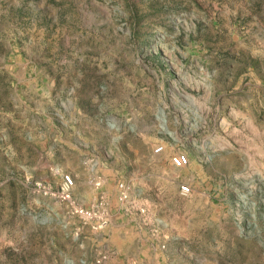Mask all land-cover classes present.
Here are the masks:
<instances>
[{"label": "rangeland", "instance_id": "rangeland-1", "mask_svg": "<svg viewBox=\"0 0 264 264\" xmlns=\"http://www.w3.org/2000/svg\"><path fill=\"white\" fill-rule=\"evenodd\" d=\"M0 264H264V0H0Z\"/></svg>", "mask_w": 264, "mask_h": 264}, {"label": "built area", "instance_id": "built-area-1", "mask_svg": "<svg viewBox=\"0 0 264 264\" xmlns=\"http://www.w3.org/2000/svg\"><path fill=\"white\" fill-rule=\"evenodd\" d=\"M162 151H163V148H159V149L157 150V153H161ZM188 162H189L188 157H187L186 155H183V154H179V155L174 156V157L172 158V163H173V165H175V166L178 167V168L185 167V166L188 164ZM66 184H68V185H69V184L72 185V180H71V178H69V177L66 178ZM182 192H183L184 194H187V193L189 192V188H187V187H183V188H182Z\"/></svg>", "mask_w": 264, "mask_h": 264}]
</instances>
